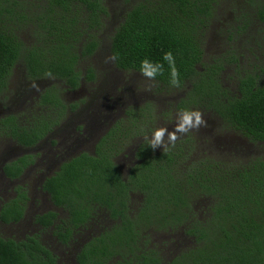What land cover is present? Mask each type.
I'll use <instances>...</instances> for the list:
<instances>
[{
  "label": "trees",
  "instance_id": "1",
  "mask_svg": "<svg viewBox=\"0 0 264 264\" xmlns=\"http://www.w3.org/2000/svg\"><path fill=\"white\" fill-rule=\"evenodd\" d=\"M214 0H142L133 5L115 28L109 53L117 69L140 72L145 59L163 65V74L153 80L160 90H184L177 109L198 110L218 117L226 129L239 133L264 149V82L238 69L235 59L205 63L201 41L213 13ZM107 16L104 0H0V94L7 89L12 68L21 62L29 80L61 81L70 91L81 80L92 81L87 68L78 66L98 51L100 32ZM264 23V4L257 9ZM32 38L25 45L19 30ZM171 53L179 73L180 87H173ZM236 72L235 88L221 83L224 65ZM39 109L64 114L58 90L46 88ZM133 123L137 121L129 112ZM142 113V110H140ZM45 116V115H44ZM49 120V118L47 117ZM42 119L18 124L13 116L0 120V133L23 147L36 146L51 131L52 121ZM57 120V119H56ZM132 123V124H133ZM112 131L103 136L93 154L80 153L61 164L42 185L52 204L65 211L66 220L54 212L35 217L43 230L66 245L84 228L95 210L108 211L114 225L95 235L76 255L77 264H160L156 252L144 245L150 231L177 230L195 242L172 264H264V156L244 164L215 166L191 161L182 172H174L169 155L153 154L147 141L135 150V163L126 179L113 161L108 143ZM32 163L23 156L2 167L4 175L17 179ZM142 195L136 217H130V194ZM0 206V222L22 220L26 193ZM205 203V208L200 203ZM205 210V211H204ZM204 211L200 215V212ZM199 213V214H198ZM0 264H57L56 257L38 235L22 240L0 236Z\"/></svg>",
  "mask_w": 264,
  "mask_h": 264
},
{
  "label": "rangeland",
  "instance_id": "2",
  "mask_svg": "<svg viewBox=\"0 0 264 264\" xmlns=\"http://www.w3.org/2000/svg\"><path fill=\"white\" fill-rule=\"evenodd\" d=\"M139 1L142 0H104L107 16L103 19L104 27L99 36L100 47L78 66L82 76L87 68L92 69V81L82 79L80 87L70 91L57 79H27L21 62H18L12 68L7 89L0 94L1 117L13 116L18 124L25 126L34 119L48 120L47 117L53 122L51 131L33 147L20 146L0 133V206L16 196L15 188L19 187L27 196L22 220L9 225L0 222V236L22 240L36 234L56 257L57 264H77L75 258L80 248L95 235L112 227L114 222L107 210L97 209L88 224L75 232L66 245L62 244L54 236L53 228L43 230L35 223L36 216L47 212H54L58 221L67 219L65 211L55 207L43 191L45 180L70 158L80 153L93 154L98 141L110 131L111 140L107 146L122 178L126 179L135 163L134 153L138 145L148 142L157 128L172 131L177 114L182 112L177 109V104L184 90L162 91L153 80L138 72L119 70L109 59L110 38L115 28ZM262 3L263 0H214L212 17L200 33L205 63L235 59L238 69L256 75L260 82H264V23L257 17V9ZM29 34L27 29L19 30V38L25 45L32 42ZM233 66L224 65L220 78L225 87L236 86ZM33 83L39 85V91L32 87ZM50 86L58 90L65 105L61 119L55 112L38 108L40 95ZM129 112L137 118L136 122L133 123ZM202 113L208 122L206 128L194 129L181 136L175 146L169 145L166 151L163 147L152 149L153 154L170 156L174 161V172H182L181 168L191 161L200 160L214 169L218 165L244 164L264 156L262 145L251 143L239 133L226 129L218 117ZM23 156H30L32 163L17 179H8L2 167ZM141 205L142 195L131 193L127 215L136 217ZM200 205L199 209L205 208V203ZM149 234L144 251L156 252L160 264H172L195 246L194 240L186 236L182 228L150 231Z\"/></svg>",
  "mask_w": 264,
  "mask_h": 264
},
{
  "label": "clouds",
  "instance_id": "3",
  "mask_svg": "<svg viewBox=\"0 0 264 264\" xmlns=\"http://www.w3.org/2000/svg\"><path fill=\"white\" fill-rule=\"evenodd\" d=\"M109 59L114 60L115 57H110ZM164 60L169 62L171 68V85L173 87L179 88V73L175 68L174 59L172 54L166 53L164 56ZM141 75L146 77L149 80H155V77L158 74H163V65L157 63L153 64L147 59L141 62ZM47 77L52 78L51 72L46 74ZM32 87L39 91V85L33 83ZM208 126L207 120L204 118V115L200 111H189L184 110L177 114V120L175 127L172 131H168V128L161 127L157 128L150 140H148V144L151 149L155 150L157 147H163L164 151L168 150V146H175L176 141L183 135L188 134L192 130H199L200 128H206ZM166 138V139H165ZM147 139V138H146Z\"/></svg>",
  "mask_w": 264,
  "mask_h": 264
},
{
  "label": "flooded vegetation",
  "instance_id": "4",
  "mask_svg": "<svg viewBox=\"0 0 264 264\" xmlns=\"http://www.w3.org/2000/svg\"><path fill=\"white\" fill-rule=\"evenodd\" d=\"M263 4H264V0H263V3H262L261 5H263ZM23 74H24V76H25V72H23ZM4 92H5V91H4ZM4 92H3V93H4ZM3 93H2V94H3ZM4 118H5V117H4ZM1 119H3V117L0 116V120H1ZM3 174H4V173H3ZM8 179H9V178H8ZM11 224H12V223H11ZM8 225H9V224H8Z\"/></svg>",
  "mask_w": 264,
  "mask_h": 264
}]
</instances>
